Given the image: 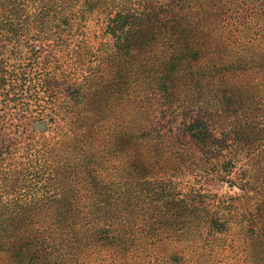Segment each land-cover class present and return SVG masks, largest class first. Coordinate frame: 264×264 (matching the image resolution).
I'll return each mask as SVG.
<instances>
[{
	"label": "trees",
	"instance_id": "trees-1",
	"mask_svg": "<svg viewBox=\"0 0 264 264\" xmlns=\"http://www.w3.org/2000/svg\"><path fill=\"white\" fill-rule=\"evenodd\" d=\"M176 233L264 264V0H0V264Z\"/></svg>",
	"mask_w": 264,
	"mask_h": 264
},
{
	"label": "rangeland",
	"instance_id": "rangeland-1",
	"mask_svg": "<svg viewBox=\"0 0 264 264\" xmlns=\"http://www.w3.org/2000/svg\"><path fill=\"white\" fill-rule=\"evenodd\" d=\"M98 39V38H97ZM94 40H91V45L96 42H93ZM111 42V41H109ZM94 47V46H93ZM92 50H90V53ZM44 54H46V51H43ZM60 55L62 59H66V65L68 67H72V58H65L67 54H65L64 51H60ZM41 56V61H42ZM97 62L94 61L90 66H94ZM42 66V65H41ZM60 66L65 69L64 74L69 73L68 67ZM101 68H103V64L100 63ZM59 67V68H60ZM78 68L81 67L80 65L77 66ZM85 69V67H83ZM61 71V70H59ZM55 73H59L58 71H54ZM68 78V77H67ZM72 79V78H71ZM69 79V81L71 80ZM43 90H41V108L42 106H49L51 104L46 103L47 96L45 95V98H43ZM154 98H158L157 95L154 96ZM113 107H115L114 104H112L111 114L109 116H97V117H118L116 114V111L118 108L116 107L113 110ZM33 108H36L33 106ZM120 108V107H119ZM121 109V108H120ZM122 117H137L139 118L140 126L145 125L146 121V113H138L135 106H130V108H127V106L122 108ZM115 111V112H114ZM49 110H44V112L40 113L41 116H36L37 120L32 124L33 132L37 134H47L53 130L54 127H56L58 124H63L61 117L55 116L54 120L51 123L50 114L48 113ZM46 114V115H45ZM160 116V115H159ZM89 117H96L89 114ZM149 117H152V111H149ZM162 118V117H158ZM60 125V126H61ZM54 134V133H52ZM125 158H117V159H111L114 163H124ZM205 187V188H204ZM204 192H210V193H217V194H232L237 196L239 194V190L235 187L231 188V186L227 183H221L217 181H211L207 185H204ZM238 204L240 203L237 202ZM214 245L206 246L202 243L201 240L198 238L193 237L192 235H180L179 233L173 234V235H167V234H159L156 238L150 239V240H141L140 243H136L135 247L130 249L126 254L123 256L120 255H114L115 259L117 260V264H205L203 260H205L203 257H201V254H204V256H209L208 259L212 262L222 258L224 255L228 254L232 248L222 247L217 242H213ZM200 255V256H199ZM113 255L107 251V250H101V251H95L91 253V258L84 259V263L82 264H89L93 259H96V262L94 264H108L107 259L111 258ZM96 257V258H93ZM81 261V259H80Z\"/></svg>",
	"mask_w": 264,
	"mask_h": 264
}]
</instances>
